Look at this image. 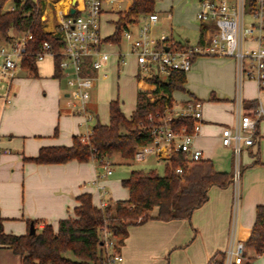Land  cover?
<instances>
[{"label":"crops","instance_id":"0c3cea01","mask_svg":"<svg viewBox=\"0 0 264 264\" xmlns=\"http://www.w3.org/2000/svg\"><path fill=\"white\" fill-rule=\"evenodd\" d=\"M83 1L76 0L74 5L75 0H44L45 32L54 36L58 23L57 8L80 12ZM160 2L161 7L155 10L159 15L156 33H167L180 43L195 44L201 40L203 27L197 20V25L191 23L194 18L183 13V8L178 6L180 0ZM132 5L133 0H103L101 36L104 40L116 33L120 14L127 13ZM7 6V10H14L12 2ZM195 11H199V5L195 6ZM142 20L128 26L137 29ZM106 28L109 29L108 34L104 32ZM193 29L196 34L191 31ZM13 32L10 33L11 38H14ZM11 45L4 42L0 49ZM123 46V41L119 45L105 43L104 49L112 54L109 77L98 82L93 92L99 84L120 77L117 54ZM201 62L206 64L202 81L211 90L200 86L195 89L191 84L196 76L198 78ZM19 68L22 73L13 84L17 94L12 100L0 97V217L5 233L27 235L34 221L38 222L40 229L48 224L57 231L60 221L73 215L79 205L78 197L83 194L92 195L94 205L99 208L105 201L116 203L128 200L129 190L124 188L127 193L120 191L119 184L110 179L114 174L103 177L102 168L93 159L87 163L71 161L49 165L30 161L43 148L72 146L74 137L88 134V129L83 117L75 115L70 107L72 99L69 93L66 98L69 99L68 106L73 115L61 114V83L65 80L55 77L53 57L37 63L38 76ZM125 68L136 85L134 108L128 113L120 98L111 99L108 103L109 121L103 125L110 123L112 101L121 103L127 117H131L137 109L138 93L143 91L144 82L135 58H130ZM40 85L52 94L44 107H36L29 96L20 92L29 87L38 89ZM185 88L188 95L185 94L179 102L175 101L174 106H185L191 100L203 103L204 123L196 139L197 149L203 153V159L213 162L216 171L235 175L239 170L240 180L226 188H211L208 203L194 212L191 221L149 220L131 226L124 244L109 254H118L124 260L112 264H208L217 253L228 251L234 240L247 243L256 224L257 208L264 206V154L261 153L260 144L257 141L253 147H243V152L237 158L233 149L225 147L222 140L223 129L235 125L242 115L258 118L256 134L261 135L264 88L261 89L254 81L244 80L240 90L236 62L221 57L197 59L187 74ZM108 95L113 97L112 93ZM204 96L210 101L207 105L202 101ZM96 110L97 123H101ZM220 152L224 156L219 157ZM234 155L235 163L231 167V156ZM118 156L109 160L113 161ZM101 187L105 190H101ZM251 251L254 256L250 254ZM256 261H264V255L259 257L247 247L245 263L256 264ZM0 264H22V258L0 244Z\"/></svg>","mask_w":264,"mask_h":264},{"label":"trees","instance_id":"16d2710c","mask_svg":"<svg viewBox=\"0 0 264 264\" xmlns=\"http://www.w3.org/2000/svg\"><path fill=\"white\" fill-rule=\"evenodd\" d=\"M10 2L14 4L13 11L6 10ZM156 3L157 0H133L130 10L120 14L116 33L105 42L121 44L124 29L156 13ZM44 6V0H0V44L2 41L9 42L13 31L31 35L33 39L24 49L21 68L30 71L33 76H38L37 56L45 42L52 45L54 52H60L63 47L58 37L45 32ZM61 61L60 55L54 58L57 79L64 78ZM147 82L156 86L154 94L162 93L163 96L151 101L148 91H139L137 109L131 117L125 115L118 100L112 101L109 125L97 123L89 144H84L80 136H75L72 146L43 148L30 161L41 165L71 161L87 163L93 157L111 159L115 155L125 162L135 161L137 150L152 141L148 130L149 115L163 114L167 108L174 107V94L186 92L187 74L174 72L165 79L153 77ZM175 122L180 127L193 129L192 119L179 118ZM179 168L183 169L182 174L177 173ZM233 182L234 174L216 171L211 160L190 161L187 153L174 152L164 176L156 171H133L122 181V186L129 190L128 200L114 205L109 203L108 207L101 209L94 205L92 195L79 196V205L73 215L61 220L57 231L48 224L40 229L38 222L34 221L31 224H35V235H9L5 233L0 217V244L20 256L22 264H109L112 255H109L104 240L106 227L112 240H117L114 248L117 249L124 244L131 226L149 220L191 221L194 212L208 203L211 188H226ZM246 245L257 255H264V206L257 208L256 224ZM68 252H72L75 259L66 257ZM226 259V253L219 252L208 264H226Z\"/></svg>","mask_w":264,"mask_h":264},{"label":"built area","instance_id":"2783aa9c","mask_svg":"<svg viewBox=\"0 0 264 264\" xmlns=\"http://www.w3.org/2000/svg\"><path fill=\"white\" fill-rule=\"evenodd\" d=\"M83 8L77 16L70 9H56L57 30L54 36L63 44L60 52H54L52 45L45 42L37 56V62L47 57L62 56L60 67L64 80L75 89L70 93V107L74 114L84 119L88 134L80 136L84 144L90 143V137L97 125V115L92 111V92L98 82L109 77L108 68L112 54L104 49L105 40L101 36V17L103 0H84ZM197 21L203 27L201 40L195 44L180 43L167 33H156L159 15L153 13L143 18L137 29L126 27L123 31L124 46L118 51V71L121 74L128 65L130 58H135L139 66V75L143 82L153 77L165 79L174 72L189 73L194 62L199 58L221 57L232 59L238 67V80L256 82L264 88V0H199ZM26 35L10 47H2L0 54L4 58L1 75L14 79L20 67L24 49L32 40ZM156 91V86H154ZM163 94L149 92L148 97L155 101ZM263 110L261 115H263ZM260 115V114H259ZM260 115V116H261ZM192 119L193 129L180 127L175 120ZM148 130L152 137L151 143L141 146L135 161H145L151 156L157 160L169 162L174 152H185L190 161L203 158V153L196 147V139L200 136L204 123L203 103L199 100L190 101L185 106L167 108L163 114L148 117ZM257 119L242 115L239 121L223 129L222 140L225 147L232 148L239 158L243 147L257 144ZM93 160L105 171L103 177H111L114 172L108 158ZM182 174L183 169H177ZM241 177L239 170L234 175V182ZM101 190H105L101 187ZM105 201L101 209L108 207ZM104 240L106 248H115L112 235L105 228ZM226 264H245L247 245L242 242L231 243ZM259 256V255H257ZM263 256V255H262ZM260 257V256H259ZM118 254L110 256L109 264L123 262Z\"/></svg>","mask_w":264,"mask_h":264},{"label":"rangeland","instance_id":"374dc122","mask_svg":"<svg viewBox=\"0 0 264 264\" xmlns=\"http://www.w3.org/2000/svg\"><path fill=\"white\" fill-rule=\"evenodd\" d=\"M160 1L161 0H157L156 10L161 7ZM196 5H199V0H180V2L178 4L179 7L183 8V13L185 15L193 16L194 19L191 18L192 19L191 23H193L194 25L198 24L196 22L197 13H198L195 11ZM172 6H174L176 8L178 7L177 5H172ZM123 7H125V4L123 5ZM7 8H8V6L6 7V10H7ZM199 9H200V7H199ZM195 16H196V19H195ZM191 31L194 34H196L194 29ZM104 32H105V34L106 33L108 34L109 29L106 28V30H104ZM12 35L14 38H11L8 43H12V41H17L20 38H23L24 36H26L25 33H21L18 31H14ZM4 42L5 41H2L1 44H3ZM199 59H205V58H199ZM199 59H198V61H199ZM206 59H208V58H206ZM3 64H4V58L0 55V97H3V98L7 97L10 100H12L15 97V95L17 94V91L14 89L13 84L15 83V80L22 73V70L20 68H18L16 70V75H15L16 78L15 79L5 78L1 75ZM200 64H199L200 66H198V70L200 68V73H199V71L197 73V74H199L198 78L196 76L191 84H192L193 88H195V89H198L200 86L201 88H210L208 90H211V87L210 86L208 87L207 85H205L204 81H202V76H203L202 72H203V69H206L205 68L206 64L203 62H201ZM20 67H21V62H20ZM61 87H62L61 88V96L63 98V102L61 103V114L62 115H67V114L73 115L71 108L68 106L69 99L66 98V95L68 93L74 94L75 89L71 88L67 84V82H65V81H63L61 83ZM135 87H136L135 81L132 79L130 74L128 72H126V68H125L123 70V72L121 73L119 78L118 77L116 79L112 78L109 81L101 83L98 85L97 90L95 92L91 91L92 92L91 109H92V111L94 110L93 111L94 113H97L96 109H98V113L100 115V121L102 124H105L109 121L108 103L110 102L111 99L120 98L121 101L124 103L123 104L124 110L128 113L132 110V108H134V105H135V100H134ZM142 88L144 91H148V92H154L155 91L154 90L155 87L153 85L149 84L148 82H144V84L142 85ZM20 92H22L23 95L29 96L31 98L32 103L36 107H44L45 104H48L47 98L50 97L49 95H52L51 92H49V90L47 91V89H45L42 85H40V87H38V89L34 88V87H29L25 90H21ZM106 92H108V94L112 93L113 97H109L108 94L105 95ZM185 94L188 95L187 92H176L174 94L175 95V97H174L175 101L179 102L180 101L179 99H181ZM202 96H203V94H202ZM204 98L205 99H202V101H205L206 105L209 104L210 101L208 100V97L204 96ZM260 132H261V135L257 136V141H258V145L260 144L261 153L264 154V122L261 124ZM218 156L222 157L224 155L222 154V152H220L218 154ZM234 157H236V156L235 155L231 156V167H233V163H235ZM110 163L112 165V170L114 172V175L110 179L114 180L116 184H119V187L121 189L120 191H124L127 193V191L124 189V187L121 185V183L123 180L127 179L133 171H145V172L156 171L159 175L164 176L165 172H166V165L168 162L164 161V160H157L155 156H151L150 158H148L145 161L125 162L124 160L121 159L120 156H118V158H115L113 161H110ZM103 172H105V171L102 169V173ZM109 189H110V191L112 190L111 186L109 187ZM111 204L114 205L115 203L111 202ZM113 241L115 243H117V240L113 239ZM112 251H113V249H110L109 254H111ZM250 254L254 256L253 251H251ZM65 256L68 258H71V259H75L72 252L66 253ZM256 264H264V261H259Z\"/></svg>","mask_w":264,"mask_h":264},{"label":"water","instance_id":"95a60500","mask_svg":"<svg viewBox=\"0 0 264 264\" xmlns=\"http://www.w3.org/2000/svg\"><path fill=\"white\" fill-rule=\"evenodd\" d=\"M74 5H76V0H75V2H74ZM71 13H72V14H75V13H76V10H75V9H72ZM36 233H37V231H36V228H35V224L32 223V224H31V229H30V234H31V235H35Z\"/></svg>","mask_w":264,"mask_h":264}]
</instances>
